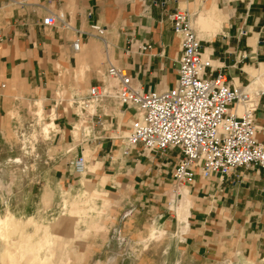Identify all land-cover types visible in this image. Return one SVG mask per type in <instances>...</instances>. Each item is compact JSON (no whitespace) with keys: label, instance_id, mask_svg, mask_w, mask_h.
I'll list each match as a JSON object with an SVG mask.
<instances>
[{"label":"crops","instance_id":"obj_1","mask_svg":"<svg viewBox=\"0 0 264 264\" xmlns=\"http://www.w3.org/2000/svg\"><path fill=\"white\" fill-rule=\"evenodd\" d=\"M176 7L188 11L212 71L259 91L255 139L264 143V0H0V115L19 123L45 111L44 138L57 136L53 154L65 156L53 167L56 182L70 188L71 160L89 148L83 175L110 192L114 213L152 216L170 231L181 257L197 264H264V168L239 165L222 177L196 171L179 182L172 176L175 148L151 152L135 145L121 152L131 107L102 99L93 136L85 139L70 128L79 127L78 107L54 103L58 87L83 95L104 78L109 62L142 90L172 85L179 34L166 13ZM47 10L65 24L43 25ZM92 22L102 25L104 40L81 34L73 49L78 31Z\"/></svg>","mask_w":264,"mask_h":264},{"label":"rangeland","instance_id":"obj_2","mask_svg":"<svg viewBox=\"0 0 264 264\" xmlns=\"http://www.w3.org/2000/svg\"><path fill=\"white\" fill-rule=\"evenodd\" d=\"M44 117L29 124L0 115V264H197L152 216L116 215L110 192L83 172L70 188L58 184L53 167L65 156L53 154L57 136L45 140ZM83 153L89 159V148Z\"/></svg>","mask_w":264,"mask_h":264},{"label":"built area","instance_id":"obj_3","mask_svg":"<svg viewBox=\"0 0 264 264\" xmlns=\"http://www.w3.org/2000/svg\"><path fill=\"white\" fill-rule=\"evenodd\" d=\"M172 29L179 34V56L176 77L163 89L142 90L133 86L122 66L111 62L104 78L90 84L83 95L68 94L66 106L74 104L76 120L71 127L83 138L92 137L95 107L105 97L132 108L127 128L120 134L121 152L139 145L141 150L162 152L175 148L177 158L172 167L176 181L200 175H223L239 165L264 168V143L255 139L254 109L258 90L247 84L231 83L221 70L212 71L211 60L203 54L188 11L182 7L168 11ZM43 25L65 24L59 13L47 10L41 17ZM103 27L97 22L89 30H79L72 40L77 49L81 34L102 40ZM147 44H141L145 47ZM243 54V53H242ZM55 90V94L62 91ZM62 97L54 99L61 103ZM72 169L82 172L86 158L80 152L71 160Z\"/></svg>","mask_w":264,"mask_h":264},{"label":"bare ground","instance_id":"obj_4","mask_svg":"<svg viewBox=\"0 0 264 264\" xmlns=\"http://www.w3.org/2000/svg\"><path fill=\"white\" fill-rule=\"evenodd\" d=\"M45 126V125H44ZM0 227H1V220H0ZM0 241H1V238H0ZM3 245V244H2ZM3 247V246H2Z\"/></svg>","mask_w":264,"mask_h":264}]
</instances>
